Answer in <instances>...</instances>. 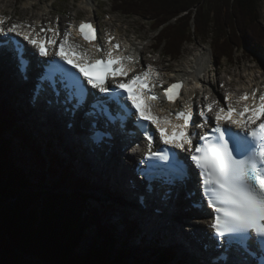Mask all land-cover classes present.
<instances>
[{"label": "snow or ice", "instance_id": "1", "mask_svg": "<svg viewBox=\"0 0 264 264\" xmlns=\"http://www.w3.org/2000/svg\"><path fill=\"white\" fill-rule=\"evenodd\" d=\"M4 17H0V36L8 39L0 41V57L11 54L16 62L18 70L26 73L31 67L27 50L22 48L9 34L22 37L28 45L36 49L39 57H49L52 53L50 46L56 41L47 37H39V34L21 31V26L13 24L5 29L2 25ZM52 31V29H49ZM80 35L91 42L94 39L95 30L91 24L82 22L79 26ZM70 33H64V39L59 42L58 49L54 52L56 57L63 62L55 60L46 61L51 68V73H42L38 78L37 89L41 92L51 89L55 96H63L62 103L70 107L65 108L73 115L82 114L92 131L90 137L94 141H103L105 137L111 138V133L105 129L115 125L119 121L121 129L126 128L127 120L135 117L132 121L133 127L140 126L144 138L148 141L149 151L145 153L144 160L146 169L154 167V161H170L175 155L169 151H153L154 137L143 128L144 123L154 125L159 132L160 140L172 148L186 150L190 153V160L194 168L198 170L200 191L207 201V208L212 210L211 237L217 242L216 246L223 248L220 255L221 264H227L225 253L234 247L237 251L245 253L256 252L264 259V120L256 123L259 114L264 113V94L259 96V104L255 102L249 107L245 106L243 112H237L238 119L226 120V123L234 125L239 133L232 132L231 128L222 125L228 113L233 111L231 105L227 109L220 108L215 112V125L211 134L204 132L202 135L186 131L189 124L194 128H203L210 122L206 112L201 110L199 118L202 124L193 119L194 110L189 107L184 111L176 112L175 119L182 120V124L171 125L178 132L173 134L177 137L170 140L166 130L161 126L158 118L151 115V105L141 109L140 100L147 95L149 100L158 99L148 89L149 81L155 73V69L149 66L142 75L133 76L127 84L119 82L115 88L106 84L105 77H94L85 71V66L93 67L101 64L105 69L121 60H130L131 57H113L111 49L108 51L107 59H99L91 62L85 58L83 62L77 59L73 62L69 56L74 53L75 47L67 43ZM118 45L112 48L118 49ZM97 52L103 51L101 47ZM64 65H69L65 68ZM75 69V72L71 71ZM123 75H127L124 72ZM82 78V79H81ZM86 81V84L84 83ZM90 89L97 90L100 95H93ZM130 86H136L132 91ZM182 84L170 85L164 92L169 101L177 97L176 90ZM126 93V95H125ZM91 97V100H90ZM225 99H228L225 97ZM241 99H248L247 94ZM255 101V93H253ZM127 102V103H125ZM213 103L206 105L208 111L213 110ZM131 105V108L128 105ZM113 106L115 112H113ZM132 109L135 111L133 112ZM250 115L245 117V113ZM165 123H170L165 121ZM71 126V125H69ZM194 136H198L194 140ZM187 145V148L185 146ZM179 179L187 177V169L181 170ZM141 175L152 180L154 177L147 175L144 171ZM197 205H194L196 207ZM256 264V262H253Z\"/></svg>", "mask_w": 264, "mask_h": 264}, {"label": "trees", "instance_id": "2", "mask_svg": "<svg viewBox=\"0 0 264 264\" xmlns=\"http://www.w3.org/2000/svg\"><path fill=\"white\" fill-rule=\"evenodd\" d=\"M110 1L119 13L148 20L158 31L157 49L173 60L180 58L186 44L196 41H209L212 55L219 61L232 59L242 43L252 49L264 47L260 0ZM17 117L12 106L0 102V264H33L32 260L36 264H121L125 250L111 225L104 222L107 207L91 206L88 202L93 197L80 192L85 190L82 181L62 168L55 157L51 167H46L39 152L30 147V137L17 127ZM14 138L20 139L34 167L39 164L42 171L56 177L52 189L71 188L74 195L44 197L32 192L29 177L10 159ZM29 174L45 184L41 172L31 170ZM83 240L88 251L72 258ZM143 251L151 264H175V253L169 249Z\"/></svg>", "mask_w": 264, "mask_h": 264}, {"label": "rangeland", "instance_id": "3", "mask_svg": "<svg viewBox=\"0 0 264 264\" xmlns=\"http://www.w3.org/2000/svg\"><path fill=\"white\" fill-rule=\"evenodd\" d=\"M82 1L84 0H0V10L4 11L9 16H15L23 20L24 18L31 17L32 15L34 17H42L46 13L48 15L51 12V6L53 5V9H52L53 17H60L63 19H67L68 17H72L75 13H77V14H81L80 18H92L95 16L96 17L95 19L97 20V22H100V23L106 20V18H103L101 21V17H102L103 12L107 11L110 13L111 15L110 17H112L115 21V24L113 26L117 28L118 26H120L122 30L126 31L128 33L127 35H129V37L132 38V40L129 38L131 41H130V44L127 43V46L133 45V46H136L138 49H143V50H145L144 47L147 48L148 50H145L147 52H145V55H144L145 59L150 60L151 62H154L155 65L161 64L162 67L166 69L164 71H160L161 74H165L166 71H171V69H173L172 72L178 70L179 68H184V69L189 70L191 62L193 60L192 55H194L195 52L198 50L202 51V48H204L205 51L208 53V55L204 58V60L207 59L208 61L210 59L209 54L211 53L212 55V49H211V46L209 45L210 44L209 41L207 42L196 41L191 44H186L182 50L180 59L178 61L173 62L169 58L163 56V54L160 51L161 49L157 50L158 48L157 43L159 44V40L156 41L157 37L153 31L154 26L151 27L150 22L148 20L142 19L137 16H126L121 13L114 12L113 11L114 8L110 0L88 1L89 5L91 4L92 6L83 5L81 4ZM26 3H30L34 7L33 8L30 7L29 4L26 7L25 6ZM44 10L46 11L44 12ZM259 13H260V19H261L260 22L262 23L264 27V0H260ZM38 14H42V16H38ZM133 40H134V43L132 42ZM207 61L204 62V65L206 64V66H204V69L206 70V67H207L208 70H211V73H209V77H208V74H206V72L202 74V76H205V79H206L203 88L206 91H208L209 83H210L211 84L210 87H214V94H217V92L218 93L221 92L222 84L216 78L220 77L224 81L228 82L231 86L235 85L238 87V86L243 85V82H242V85H240V81H241L240 77L242 75H244V81L248 82L251 78L250 75H252L253 73H258L259 70L263 69L264 50L263 49L256 50L255 48L252 49L251 46H248L242 43L240 49L237 50V52L235 53L232 59L226 60L224 58L222 61H219L213 57V59H211L210 61V64H208V66H207ZM231 80H234V82H231ZM6 82L4 83L5 86H6ZM22 95L24 96L23 93ZM0 97L4 98V95L0 94ZM32 121H33V118H32ZM31 132L34 133L33 130ZM38 138L37 136H35V133H34V138H32L33 140H32V144L30 145V147L36 148L39 151H41L43 148V145L41 143V140H38ZM10 159L13 160L14 166H16L18 169L22 170V168H24L26 172L30 170H32V172H35L33 171L34 170V168L32 167L33 164L28 160L30 159L28 151L26 149H24L23 151L22 148L20 150L16 143L11 144ZM60 159L61 161H64L66 164L69 163V165L73 167L74 172L73 171L72 172L76 176L77 174L75 173L74 165L71 162H68L66 158L62 159L60 157ZM46 161L47 162H45V166L48 167V161H49L48 158H46ZM83 170H84L85 176H87L86 174H89V171H87L86 168H84ZM41 175L45 180V184L43 185L45 187V190L47 191V194H52L54 190L51 188L50 185L55 179H52V177L49 174H47L46 171L44 170L41 172ZM15 186L16 185H13V188H15ZM38 190L42 191L43 188L41 187ZM56 192H59V191H56ZM60 192L62 193L64 192L66 193L67 196H69L67 194L69 193V190H60ZM96 192H97V189H96ZM46 196L47 195H45L44 197ZM99 201H97V204L94 200L89 201L88 203H90V205H92L93 207H96V209H101L100 205H102V207H107L106 210H109L110 212L112 211L111 205L108 201L106 200H102V201L99 200ZM5 206L7 205L5 204ZM108 217L110 218V222H115V226L118 225L119 215L116 214L115 211H113V213H111L110 216L108 214ZM123 228H124L123 225H119L115 229V232L118 234V236H120L119 238H121L122 242L124 240H129L130 243L128 246L124 247V250L126 252L124 256L121 257L120 263L121 264L122 263L123 264H143V263L151 264V261L144 257V256L147 257L148 255L146 251L145 253L143 251L147 248L145 249L137 248L142 243H140L138 239H134V238L129 239V237L124 232ZM80 243L84 245H88V243L85 240H83ZM144 247H150V246L145 244ZM84 251H86V249L83 248L82 246L77 247L71 257L73 258L75 256H80V254ZM176 259H179L177 254H175L174 263L182 264V263H179V262H183L182 258L179 261H177ZM32 262L33 264H36L37 260H32ZM206 263H207V260H206ZM109 264L111 263L109 262Z\"/></svg>", "mask_w": 264, "mask_h": 264}, {"label": "bare ground", "instance_id": "4", "mask_svg": "<svg viewBox=\"0 0 264 264\" xmlns=\"http://www.w3.org/2000/svg\"><path fill=\"white\" fill-rule=\"evenodd\" d=\"M87 1L88 0H86V2ZM28 4L29 3H26L25 6L27 7ZM29 5L32 8L34 7L32 6V4ZM45 11L46 10H44V12ZM63 21L64 19H60L61 23H63ZM44 22H49V21L45 20L41 23L39 20H35L32 26L35 25L38 26L39 24H43ZM28 23L25 22L24 24H28ZM130 41H131L130 39H127V41L125 42L126 47H127V43L130 44ZM136 51L139 55H142V53H144V50L137 49ZM207 55L208 53L205 51L204 48H202V51L199 50L196 51L195 54L192 55L193 60L191 62L189 70L184 68H179L178 70L172 72V76L174 77V79L182 78L185 81H189V82L190 80H194L195 86L203 85L205 83V78L201 77V73L202 72H206V74L210 73L207 67L206 70L204 69V66H206V64L204 65V62L207 61V59L204 60V58ZM1 63L4 65L3 67H1ZM7 64H8V59L6 60L5 57H3V59L0 60V71L1 68L3 70H5L4 68H8ZM149 65H151V67L155 69V73L153 74V76L156 78L158 84H160L161 81L164 80V78L157 73L158 69H156L154 65L152 64ZM250 77H251L250 80L246 82L244 81V75H242L240 79H241V85L242 82L243 85L238 87L235 85L231 86L228 82L224 81L220 77L217 78V80L224 85L223 87L224 95L231 97L232 101L228 105L238 104L239 99L245 92L249 90H253L252 87L254 88L257 85H263L264 82H261V80L263 79L262 75L253 73L252 75H250ZM11 81H7L6 86L3 84L4 92L8 96H14L15 93L19 96L18 108L19 109L21 108L25 114V118L23 119V122L26 125L27 131L33 130L37 138L39 137V138L49 139L50 137H53L59 149L63 150V153L67 152L66 157L68 160L74 159L71 153V150H73L77 157L76 160L74 159V165L76 167V171H78L79 174L81 175H85L83 169L86 167L84 166L82 160H80L79 153L77 152L78 142L76 141L75 137L72 141H70V138L68 136L70 132L66 131L62 127H60L59 134L57 133L56 135V132L53 127L56 125L54 124L52 125L49 122L50 119L38 117L33 114L32 110H30L26 102L27 89L31 88L32 85L31 82L16 85L13 84V82ZM253 83L255 85H253ZM209 86H211L210 83ZM188 88L189 91L193 89V87L190 84H188ZM22 93L24 94V96L22 95ZM213 101L214 98L212 96L206 98L207 104H210V102ZM159 107L164 108L165 106L163 104H160ZM51 122L53 123V120ZM135 163H136L135 161H130L129 164H124L123 166L118 165V167L116 168L113 167L111 171L110 170L104 171L103 174L99 168H97L96 170L94 169L92 171L86 168L87 171H89V174L86 175L89 182L92 183V186L97 188L98 190H102L103 192H107L109 190L113 194V197H115L116 200L119 202V206L114 209L115 213L119 215V219H121V216L124 215V211L120 207L122 205V201L132 204L135 195L138 194L140 190L139 186H141V184L139 180H137L136 174L134 172ZM141 188H143V186H141ZM190 204L192 205V201H189L187 199L182 201L181 199H179L178 203L176 204V209L172 213L173 215H168L166 218L157 216L151 210H148L147 213H141V216L136 215V217L133 220L134 221L133 231L134 233L137 234L138 239H140L141 241L145 240L148 243H150L163 239L168 243L171 242L172 244L177 245L179 251L178 255L180 258L183 259V264H206V260L208 256L207 253L203 251L200 240H202V238H206L205 235L209 234V223L206 221L205 216L201 215L200 211L193 210L190 207ZM181 205H183V209L181 208ZM155 206L156 204L152 205L151 207L153 208ZM135 209L138 210L139 208L136 207ZM140 211L144 212L142 210H139L138 212ZM176 214L182 215L184 219L183 223L179 222L178 220H174L175 217L174 215ZM131 215L133 216V214ZM191 216L196 218L194 219ZM186 245H188L189 249H191L194 252L193 254L194 256H191L188 253H186Z\"/></svg>", "mask_w": 264, "mask_h": 264}, {"label": "water", "instance_id": "5", "mask_svg": "<svg viewBox=\"0 0 264 264\" xmlns=\"http://www.w3.org/2000/svg\"><path fill=\"white\" fill-rule=\"evenodd\" d=\"M97 201H99V200H97ZM100 202V201H99ZM80 246H82L83 248H85L87 251H88V246L89 245H84V244H82V243H79L78 244V247H80ZM42 264V263H41Z\"/></svg>", "mask_w": 264, "mask_h": 264}]
</instances>
